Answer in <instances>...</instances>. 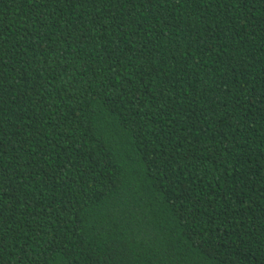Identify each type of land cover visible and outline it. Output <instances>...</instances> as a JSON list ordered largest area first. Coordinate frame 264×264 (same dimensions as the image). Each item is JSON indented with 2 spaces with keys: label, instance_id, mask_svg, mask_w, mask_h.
<instances>
[{
  "label": "trees",
  "instance_id": "obj_1",
  "mask_svg": "<svg viewBox=\"0 0 264 264\" xmlns=\"http://www.w3.org/2000/svg\"><path fill=\"white\" fill-rule=\"evenodd\" d=\"M0 264H264V0H0Z\"/></svg>",
  "mask_w": 264,
  "mask_h": 264
}]
</instances>
